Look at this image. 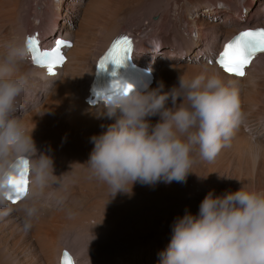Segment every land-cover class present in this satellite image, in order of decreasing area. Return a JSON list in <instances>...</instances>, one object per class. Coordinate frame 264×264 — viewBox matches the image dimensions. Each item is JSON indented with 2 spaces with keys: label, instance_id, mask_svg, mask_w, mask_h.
<instances>
[{
  "label": "clouds",
  "instance_id": "obj_1",
  "mask_svg": "<svg viewBox=\"0 0 264 264\" xmlns=\"http://www.w3.org/2000/svg\"><path fill=\"white\" fill-rule=\"evenodd\" d=\"M31 56L27 35L0 50V219L17 211L25 231L47 206L49 189L60 183L52 157L37 149L33 128L18 115L35 75L26 68ZM95 109L114 121L91 137L94 147L85 163L90 178L105 184L111 197L131 194L137 182H186L194 172L193 153L214 160L247 118L240 88L208 71L181 75L167 91L163 82L155 88L126 86L118 95H103ZM153 116H159L154 124ZM25 161L28 190L13 204L12 181ZM158 264H264V189L242 186L219 195L210 190L197 213L186 210L174 220Z\"/></svg>",
  "mask_w": 264,
  "mask_h": 264
},
{
  "label": "rangeland",
  "instance_id": "obj_2",
  "mask_svg": "<svg viewBox=\"0 0 264 264\" xmlns=\"http://www.w3.org/2000/svg\"><path fill=\"white\" fill-rule=\"evenodd\" d=\"M59 1L61 4L60 11L62 13L56 17L53 9L54 5L58 4ZM158 1L161 2L159 3ZM168 1L169 0H165L164 2L163 0H45V5H41L40 0H0V43L4 48L7 42L13 37H18L19 35L21 37V35H23L22 31L27 27V22H33V14L36 15L35 21L37 20L39 23V20L42 19V23H44L42 25L48 27L45 35H50V37L42 39L44 44L45 41L52 39L55 36L56 38L64 37L63 33L69 29L74 30L78 35L79 33L81 35L79 30L84 27H90L91 31L89 38L94 41L99 35H101L100 31L104 26H109V28H111L112 25L118 26L119 31L128 28L133 23L141 24L140 22H142L141 29L143 30L145 39V44L143 45L149 46L150 51L154 52V55L156 54L155 56L165 57L168 60H174L172 63L175 62V64H177L176 66L179 65L178 67L181 68L198 66L200 65V62L197 60L194 62L193 60L197 57L193 48L196 49L202 47L207 40L200 38L195 28L191 29L189 32L188 28L186 29L185 26L182 27L178 25L175 18L171 19V16H174L175 12L166 9L168 7ZM183 1L185 2L184 5L187 7V9L186 11L181 12L182 15L189 16L192 15V12L194 15L198 14L200 17L210 19L212 22H214V24L217 22V24L219 23L218 25L226 26V28H224L225 34L220 38V43L217 45L212 57H215L218 49L220 50L221 44L223 43L226 34L229 31L235 30L239 27L253 26L255 24L254 22L257 23V20H251L247 22L245 17H248L250 10L255 13V9H257L259 5L260 8L264 6V0H249L251 1L252 5H254L253 7H246L244 5L242 6L241 4L243 2L240 1V4L237 5L238 8L236 9L238 10L240 9L239 7L242 6V12H240L242 17H240V20L243 21L240 23V25L236 26L229 21H224L225 15L229 10L228 8V10H224L219 8L214 9V7L209 8L210 6L206 7L207 4L209 5L213 3L211 2L213 0H189L190 2L187 0ZM217 3L218 5H225L219 0H217ZM152 5L154 6L152 7ZM40 6H42L41 11ZM156 7H159L161 10L164 7L162 11L167 10V14L170 15L169 18L171 19H168L166 23L163 24L162 28H160V30L157 29L159 25H153L151 22L154 19L155 15H153V12L154 8ZM168 8L171 9L170 7ZM151 9L152 11H150ZM37 13L38 16H41L39 19H37ZM155 13L158 14V12ZM52 29H56V32L53 30V33L51 34ZM86 30L89 32V28H86ZM121 32L126 31L124 30ZM133 34L138 37V35L135 33ZM64 38L67 39V37ZM68 40L71 41L70 46L68 47L71 48L74 44V41L70 38ZM188 40L193 41L192 48H188L187 50L178 49L177 46H184L187 44L186 41ZM64 51L67 53L66 50ZM142 51V47L135 51L137 53L135 54V59L140 60L137 55ZM200 56H202L203 59L208 58V55L205 52ZM150 59L151 58L149 55H147L146 58H143V62L152 65L148 62ZM211 62H213V60ZM261 83L263 84L261 85ZM261 83L256 88V91H258L255 92L257 93L255 94L256 98L259 97V99L257 98L259 101L257 108H255V110H250V108L247 109L248 106H246V103L242 104L243 110L246 108V112L251 111L247 114L255 113V111H258L256 113H261L262 110L264 111V78ZM258 93H260V95ZM38 94L39 92L33 93L28 96H31V98H23H27L25 99L26 101L30 99L31 101L34 100L35 102L38 98ZM25 100H21L20 107L27 105L24 104ZM41 105H43V103H41L40 106ZM258 109H260V111ZM26 114H28V112ZM262 114L264 115V112H262ZM24 116L20 118L22 119V122H25ZM77 132L78 133L76 134L78 135L76 136L78 142L76 146V162L81 166L89 159L91 150L94 146H92L91 138L87 136V133H83V129H79ZM251 139L237 141L232 140L231 144L234 143L233 145L230 144V146L222 149L223 154L221 153V155L224 158L221 159V156L217 157V161L214 165V171L216 173L214 178L215 180L212 178V180L210 179V183L212 185L215 183V186L213 187L218 192L217 194H222L227 191H236L242 186L246 188L264 189V139L261 142L255 138ZM247 142L250 143L248 144ZM195 153L197 154L198 152H194L193 155ZM210 163H212V161H210ZM86 166L87 164L85 163L84 167L88 169ZM94 181L100 185L94 186L93 192L88 191V193L86 191L84 194L79 192V196L84 203H80L81 205L78 204L77 207H74L78 212L80 211L79 213H83L81 215L84 216L83 221L85 222V227L74 225V228V226L67 225L63 230L58 232L60 237H56V240H58L56 242L57 245L61 242L62 244L60 243V245L64 246V249H69L72 252L75 251V253L73 252L74 255L77 252L80 253V251L87 249V247L88 252L91 251L90 249H92L94 244L104 239L107 240V245L110 244L109 246H111L112 243L114 245L115 243H118V251H114L112 248H109V255L103 254L100 256V264H105L108 259L113 257V255H117V260L114 261V264H133L135 261V263L142 262L158 264L159 253L165 249L170 242L174 220L177 217L182 216L186 210L191 211L194 214L197 213V209H199L201 201L207 194L204 192L201 194L197 192L199 195H187L185 192L177 191L178 194H175L177 196L171 193L167 199H158L156 197L152 198L151 194L148 193L150 196L147 194V186L137 182L133 185L131 194L118 193L112 198L109 189L105 184L102 183L104 185L103 186L98 180L94 179ZM175 184L180 187L178 183ZM97 186L98 188H96ZM99 187L102 190L101 193H99ZM216 191L214 193H216ZM144 192L146 193L144 194ZM173 192L175 193L176 191ZM159 200H163L164 204L159 203ZM96 206H98V208ZM104 209H106V211ZM83 211L86 212L84 213ZM45 217V215L41 214L34 223L38 224V221L41 222L43 219H45ZM12 222L13 221L7 220H1L0 222L1 247L4 249V255L6 258L8 256L11 259L12 264H58L56 261L58 254L55 252L58 253L59 249L57 248L60 247L59 245L57 246L55 244V248L54 244H51L52 247L49 248L50 245L48 241L50 242V239H47L48 241L45 242L46 245H44L45 243L39 244L37 242L38 238L35 236V224H33V227L29 231H25L23 229V222ZM86 223L89 226H86ZM92 228L93 231H90ZM98 228L101 229L99 230ZM87 230L89 233L86 232ZM51 232L56 234L55 229ZM111 232L113 236L110 235ZM97 233L101 235V240L99 238V234ZM89 234L93 236L91 237ZM115 234L118 235L117 238H114ZM94 235L96 236L94 237ZM111 238L112 240H110ZM83 243L87 247L84 248ZM34 244H36L37 247L33 250H30L29 246H34ZM69 247L73 248L70 249ZM49 249H51V251L54 250L53 253H51ZM130 251H134L132 255L133 257H130L131 262H119L121 256ZM79 253L77 254L80 255L81 253ZM48 255L50 256L48 257ZM81 259L82 261L84 260L83 257ZM77 264H80V262L78 261Z\"/></svg>",
  "mask_w": 264,
  "mask_h": 264
},
{
  "label": "bare ground",
  "instance_id": "obj_3",
  "mask_svg": "<svg viewBox=\"0 0 264 264\" xmlns=\"http://www.w3.org/2000/svg\"><path fill=\"white\" fill-rule=\"evenodd\" d=\"M40 1H41V5H45V0H40ZM164 1L165 0H163V2ZM219 1L221 3H224L225 5L224 6L218 5L217 0H213L211 1L213 3L209 5L207 4L206 7L210 6L209 8L214 7V9L219 8V9H224V10L229 9L228 13L225 15V20L224 19L223 20L227 22L229 21L233 25H236V26L240 25V23H242L243 21V20L242 21L240 20V17H242L240 15V12H242L241 10L242 6L243 5L246 7L254 6L249 0H219ZM240 1H242L243 3L241 4L242 6L239 7L240 9L237 10L236 8H238L237 5L240 4ZM184 3L185 2L183 0H169L168 7H170L171 9H169L168 7L166 9L172 10L173 12H175L174 16H171V19L175 18L178 25L182 27L185 26L186 29L188 28L189 32L191 29L195 28L198 36H200V38L207 40L205 41V44L202 47L196 48V49L193 48L195 55H197V57L194 58L193 60L194 62L196 60L200 62V65L197 64L198 66L181 68V67H178L179 65L176 66L177 64H175V62L172 63L174 60H168L165 57L155 56L156 54L154 55V52L150 51L149 46L143 45L145 44L144 43L145 39L143 35V30L141 29L142 22H140L141 24L133 23L131 26H129L130 28L128 27L126 29L119 30V31H118V26L112 25L111 28H109V26H104L100 31L101 35H99L97 39L94 41L89 38V34L91 31L90 27H84L81 30H79L81 32V35L80 33L79 35L75 33L74 30H71V29L66 30L63 33V36L67 37V39L64 37H61V38L69 42H71L70 40H68L69 38L73 39L74 44L71 48H69L67 45L61 48V51L66 57V60L62 64V66L57 68L58 72L56 75H49L46 69H44L40 65L35 64L32 59L29 62V64L26 65V68L32 69L35 72V75L32 79L31 87L29 91L23 97H28L29 95L33 93H38V92L39 94L35 102L34 100L31 101L30 99L26 101L25 99L27 98L22 97L21 100L24 99L25 100L24 104H27V105L20 107V112L18 113V115L20 118L25 115L24 116L25 122L23 123H25L24 125L29 130L33 128L32 137L35 141L37 149L40 152H45L52 157L53 163H54V174L57 176H60L59 177L60 183L57 185H53L49 189L52 195L47 202V206L44 208L42 212V214L46 216L45 219H43L41 222L38 221V224L36 223L37 225L34 223L36 226V227L34 226L35 231H36L35 236L38 238L37 242L39 244L40 243L44 244L46 241H48L47 239H50V242L48 241L50 245V246L48 245L49 248L52 247L51 244H54V247L56 248L55 244L57 245L56 241H58L56 240V237L57 236L60 237L58 232L63 230L67 225H71V226L80 225L79 227L81 226L85 227L84 226L85 222L83 221L84 216L81 215L83 213L82 212L79 213L80 211L78 212L76 208H74V207H77L78 204L84 203L81 197L79 196V192H81V194H84L86 191L93 192L94 186L100 185V184L95 182L93 178H90V172L88 171L87 168L84 167V164L81 165L83 167L82 168L79 165V163L76 162V157H77L76 146L78 142L77 136H76L78 134L76 133H78L77 131L79 129H83V133L86 132L87 136L91 138L92 136L99 135L100 133L105 131L107 126L114 121V118L109 119L107 116L99 115L96 112L95 106L99 102L96 103L95 105H90V103L87 102L86 100L89 97H91L90 88H91V84L93 81L94 73H95L99 58L105 53L109 44L112 41H114L117 37H119L120 35L127 33L133 37V40H132L133 41V51L131 54L132 60L133 61L136 60V62L139 65H141L142 67L148 68L154 73L155 80H154V83L150 85V87L155 88L160 82H163L164 90L167 91L168 89H170L171 87H173L174 85L178 83V79L181 75L185 77H191V76H195L205 71L215 72V73H218L225 80L234 82L240 88L241 103L242 104L246 103L247 104L246 106H248L247 109L250 108V110L251 109L255 110V108H257L259 97H257L258 99L256 98L255 94L257 93L255 92L258 91V90L256 91V88L260 85V83L263 81V78H264V53L257 54L252 59L251 63L248 65V68H246L247 70H245V76L237 77L235 75L226 73L216 63V57L218 56L219 49L217 50L215 57H212L214 51L216 50L217 45L220 43V38L225 34L224 28H226V26L218 25L219 23L217 24V22L214 24V22H212L210 19H207L205 17H200L198 14L194 15L192 12H191L192 15H189V16L182 15L181 12L186 11L187 9ZM153 6L154 5H152V7ZM60 7H61L60 1L58 4L54 5L53 10L55 12L56 17L59 16L60 13H62L60 11ZM41 10H42V6H40V11ZM162 10L159 7L154 8L153 15L155 16H154V19L151 21L153 25L155 24L159 25V27L157 28L158 30H160L163 24L166 23L168 19H170L169 18L170 15L167 14L168 11L167 10L162 11ZM255 10H256L255 13H253L250 10V14H248V17H245V18L247 22L251 20H257V23L254 22L255 24L253 26L239 27V28H236L235 30L229 31L226 34V37L223 43L221 44V47H220L221 49H223L224 45L234 35L239 33L241 30H244L247 28L264 27V6L260 8V5H259L257 9ZM150 11H152V9ZM155 12H158V14H156ZM40 17L41 16H38V13H37V19H39ZM32 18H33L32 19L33 22H29V21L27 22V27H26L27 29L25 28L22 31L23 35L21 36L37 35L39 43H40V47H44V43L42 39L50 37V35H45L48 30L47 29L48 27H45L44 25H42L44 24L42 23L43 22L42 19L39 20V23L37 22V20L35 21L36 15L33 14ZM24 19H25V16H24ZM86 28H89V32L86 30ZM53 30L56 32V29H52L51 34L53 33ZM124 30L126 32H121ZM133 33L138 35V37H136ZM18 37H20V35ZM58 38H56L55 36L54 38L49 39L50 41L49 40L45 41V45L47 43V45L52 46L53 44H55ZM192 42H193L192 40H188L186 41L187 44H185L184 46L179 45L177 47L180 50H187L188 48L193 47ZM140 47L143 48V51L138 53L137 56L140 59L138 60V59H135L136 58L135 54H137L135 51L137 49H140ZM0 50H3V46L1 43H0ZM64 50H66L67 53ZM204 52L208 55V58L203 59V57L200 56ZM147 55H149V57L151 58L150 61L148 62L152 65H149L143 62V58H146ZM211 58H214V59H211ZM212 60L213 62H211ZM149 67L152 68L155 72ZM262 84L263 83H261V85ZM260 93L258 94L260 95ZM28 98H31V96ZM41 103H43V105L40 106ZM20 105H21V101H20ZM169 106H171L170 103H169ZM258 110L260 111V109ZM27 112L28 114H26ZM250 112H246V114ZM256 112L258 111H255V113L247 114L246 120L235 131V134L232 140H236V141L244 140V139L250 140L251 138H255L256 140L258 141L260 140L261 142L264 139V115L262 114V112L264 111L262 110L261 113H256ZM150 120L154 124L157 122V120H159V116H153L150 118ZM82 135H85V134H82ZM92 146H94L93 143H92ZM222 152L223 150L218 155V156H221V159L224 158L221 155ZM193 156H194L195 162L193 164L192 171L194 172L189 173V175L187 176L186 182L181 183V182L173 181L172 183L169 184V183H164L163 181H161V182L156 183L155 185H151V188H150V185H145L147 186V189H146L147 194L148 193L151 194L152 198L156 197L158 199L159 198L167 199L169 194L173 193L175 195L177 191L185 192L187 193V195L189 194L199 195L198 193L200 194L203 192L208 193L210 190L215 192L216 190L213 187L215 186V183L213 182L214 185H212L210 183V179L211 178L214 179L216 176V173L214 171L215 169L214 165H215V162L217 161L218 156L214 160H212V163H210V161L201 159L198 153L197 154L195 153ZM175 183H178L180 187H178ZM96 188H98V186ZM101 191L102 190L99 187V193H101ZM173 191H176V192L174 193ZM145 193L146 192H144V194ZM217 193L218 192L216 191L215 194L219 195ZM158 202L164 204L163 200H159ZM96 207L98 208V206ZM104 210L106 211V209ZM102 215L105 216L104 214ZM1 220H7V221H13V222L18 221L22 223V216L19 212L13 211L8 216L4 217L3 219H0V222ZM98 225H101V224H98ZM86 226H89V225L87 224ZM54 229L56 231L55 232L56 234L51 232ZM98 229L100 230L101 228H98ZM90 231H93V228ZM86 232L89 233L88 230ZM96 235H94V237ZM110 235L113 236L112 232ZM90 236L92 237L93 235H90ZM100 237L101 235L99 234V238ZM117 237L118 235L115 234L114 238H117ZM110 240H112V238ZM60 243L58 244L60 247L57 248L59 249V251L57 250L58 253L55 252L56 254H58L57 260H56L58 264L61 263L62 252L64 250V246H61ZM44 245H46V243ZM109 245H107V240L104 239L94 244V246H92V249H90L91 251L88 252L87 250L88 247L84 245L83 243V247L84 248L87 247V249L80 251L81 254L77 252L80 255H78L77 253L75 254V264H77L78 261L80 262V264H100V259H99L100 256H102L103 254L109 255L110 254L109 248H112L114 251H118V245H119L118 243H115V245L113 244L112 247ZM36 247H37L36 244H34V246L32 245L29 246L30 250H33ZM49 251H51V249H49ZM53 251H51V253H53ZM73 252L75 253V251ZM133 252L134 251H130L122 255L119 262L121 261L131 262L130 257H133L132 256ZM4 254H5L4 249L1 247V242H0V264H12L11 259L8 256L6 258ZM49 256L50 255H48V257ZM82 257L84 259L83 261L81 259ZM116 257L117 255H113V257L108 259L105 264H112V263L114 264V261L117 260ZM77 258H80V259H77ZM135 262L133 264H152V263H142V262L135 263Z\"/></svg>",
  "mask_w": 264,
  "mask_h": 264
},
{
  "label": "snow or ice",
  "instance_id": "obj_4",
  "mask_svg": "<svg viewBox=\"0 0 264 264\" xmlns=\"http://www.w3.org/2000/svg\"><path fill=\"white\" fill-rule=\"evenodd\" d=\"M31 59L37 65L47 68L48 73L55 74V67L62 64L65 57L62 55L61 46H70L69 41L58 39L51 49H41L37 36L28 37ZM132 51V41L127 36H121L113 41L111 48L99 63L100 68H105L108 61L116 64L122 62L124 54ZM264 53V28L246 29L239 32L228 41L223 50L216 57V63L226 72L237 77L245 76V68L258 54ZM28 168L25 161L24 170L12 181V191L9 199L13 204L20 201L28 190ZM61 264H74L70 255L65 252Z\"/></svg>",
  "mask_w": 264,
  "mask_h": 264
}]
</instances>
